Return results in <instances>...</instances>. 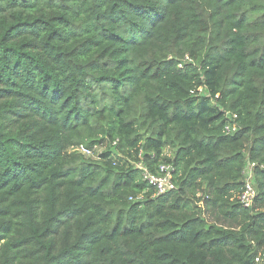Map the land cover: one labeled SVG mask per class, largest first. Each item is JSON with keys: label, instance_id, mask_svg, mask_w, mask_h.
Listing matches in <instances>:
<instances>
[{"label": "trees", "instance_id": "1", "mask_svg": "<svg viewBox=\"0 0 264 264\" xmlns=\"http://www.w3.org/2000/svg\"><path fill=\"white\" fill-rule=\"evenodd\" d=\"M137 160L171 163L176 188L153 196ZM247 161L264 0H0V264H258Z\"/></svg>", "mask_w": 264, "mask_h": 264}, {"label": "built area", "instance_id": "2", "mask_svg": "<svg viewBox=\"0 0 264 264\" xmlns=\"http://www.w3.org/2000/svg\"><path fill=\"white\" fill-rule=\"evenodd\" d=\"M198 91H202V88H198ZM228 121L224 127L226 134H232L236 131L237 125L235 123V114H230L226 112ZM115 143V142H113ZM96 148H89L84 144H77L69 148V152H77L86 157H93ZM97 158V156L95 157ZM134 166L139 170L141 178L147 182L148 185L154 188L153 196L164 195L171 190L176 188L173 182V170L174 167L171 163L160 164L157 169V173H152L147 166L141 160L134 162ZM258 166L260 169L264 170V164L257 165L254 162L247 161L243 170V188L238 194V201L244 207H250L253 200L257 194L256 186L253 181L254 168ZM262 256L256 258V262L260 264Z\"/></svg>", "mask_w": 264, "mask_h": 264}, {"label": "rangeland", "instance_id": "3", "mask_svg": "<svg viewBox=\"0 0 264 264\" xmlns=\"http://www.w3.org/2000/svg\"><path fill=\"white\" fill-rule=\"evenodd\" d=\"M200 92L202 93V91H200ZM101 151H102V148L101 147H98L95 150L93 157H91V158H95L98 155V153H100ZM170 153H171V150L170 149H166L165 150V154H170ZM260 264H264V255L262 256V259L260 260Z\"/></svg>", "mask_w": 264, "mask_h": 264}]
</instances>
